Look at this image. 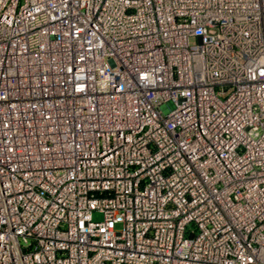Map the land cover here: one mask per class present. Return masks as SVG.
Instances as JSON below:
<instances>
[{
	"label": "built area",
	"instance_id": "1",
	"mask_svg": "<svg viewBox=\"0 0 264 264\" xmlns=\"http://www.w3.org/2000/svg\"><path fill=\"white\" fill-rule=\"evenodd\" d=\"M0 264H264V0H0Z\"/></svg>",
	"mask_w": 264,
	"mask_h": 264
},
{
	"label": "rangeland",
	"instance_id": "2",
	"mask_svg": "<svg viewBox=\"0 0 264 264\" xmlns=\"http://www.w3.org/2000/svg\"><path fill=\"white\" fill-rule=\"evenodd\" d=\"M93 219L96 221H102L104 219V214L100 211L93 212Z\"/></svg>",
	"mask_w": 264,
	"mask_h": 264
}]
</instances>
